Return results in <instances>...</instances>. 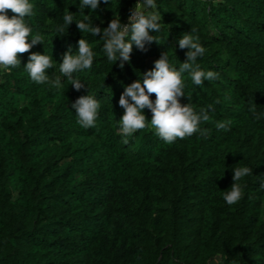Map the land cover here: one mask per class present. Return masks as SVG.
Listing matches in <instances>:
<instances>
[{"label":"trees","instance_id":"trees-1","mask_svg":"<svg viewBox=\"0 0 264 264\" xmlns=\"http://www.w3.org/2000/svg\"><path fill=\"white\" fill-rule=\"evenodd\" d=\"M136 1L101 0L94 13L80 12V0H29L34 15L25 20L44 45L20 54L10 73L0 69V264H209L214 256L221 264H264V0H155L162 27L150 34L159 43L144 51L133 45L121 69L107 59L101 36L81 33L75 21L126 24ZM185 33L205 48L200 70L219 73L201 86L182 74L180 102L198 114L212 105L199 125L209 134L168 144L149 126L122 136L124 87L142 81L165 52L179 70ZM81 38L94 53L91 69L73 74L84 88L67 78L59 89L30 79L31 52L53 57L46 73L60 75L63 53L75 54ZM87 94L100 107L96 126L84 129L71 104ZM222 121H230L228 131L217 129ZM245 166L253 174L230 206L224 192L233 169Z\"/></svg>","mask_w":264,"mask_h":264},{"label":"clouds","instance_id":"clouds-1","mask_svg":"<svg viewBox=\"0 0 264 264\" xmlns=\"http://www.w3.org/2000/svg\"><path fill=\"white\" fill-rule=\"evenodd\" d=\"M217 0H213L216 3ZM103 3L109 5L110 0H103ZM101 0H80L79 11L84 12L85 8L90 12H96L100 7ZM34 5L29 0H0V69L5 72L21 65L20 54L29 53L31 48L37 44L44 45V37L37 33L32 35V27L26 23L25 18L31 17ZM155 0H137L135 7L130 10L128 22L122 24L120 18L112 19L108 26L101 29L94 26L93 23L85 20L75 21L77 29L81 32H89L97 37L101 36L104 41L103 51L109 61L116 63L120 61L119 67L124 68L125 62H130L133 45L137 49L144 51L145 45L156 38L150 34L161 30V16L156 11ZM13 15L8 16V11ZM69 10L63 15L64 26H69L74 21V16ZM64 26L57 28V35L64 36ZM192 31H195L192 29ZM31 42L29 43V37ZM198 37L191 34H183L177 41L180 49H188L186 52V62L180 64L179 70L171 66L168 62L167 53H162L160 58L155 61V66L143 74L140 79L124 87V91L119 98V106L124 109V113L118 121L119 132L124 137H130L138 130L151 127L155 135L165 143L171 144L177 138L184 139L200 131L201 122L210 120L208 109H201L196 113L191 103L182 104L181 97H185L184 82L182 74L187 73L193 84L201 86L207 81L218 79L219 73L209 70L207 72L200 70L196 64L197 58L202 57L205 48L195 42ZM159 43V42H158ZM94 60V53L89 47L88 42L81 38L78 41V50L73 54L71 47L63 53L62 62L59 63V73L54 72L50 77L46 70L54 69L53 57L39 52H31L28 62L24 65L25 71L30 79L37 84L49 83L51 86L59 89L62 87V78H67L76 91L85 87V83L74 77V73L91 69ZM113 63V64H114ZM155 94V101L150 97ZM189 101L191 100L188 97ZM219 103V101H217ZM99 102L92 95H82L71 104L75 109L77 124L84 129L96 126L98 117ZM151 111V119H147L144 110ZM214 110V109H213ZM255 114V103L250 109ZM259 119V116L256 117ZM230 121L217 122L218 130H229ZM201 136H207L208 130L200 131ZM124 143H128L125 139ZM253 174L249 167H236L233 169V183L230 190L225 191L223 199L228 205H234L239 202L243 196V187L240 183L243 177ZM264 188V182L261 183Z\"/></svg>","mask_w":264,"mask_h":264},{"label":"rangeland","instance_id":"rangeland-1","mask_svg":"<svg viewBox=\"0 0 264 264\" xmlns=\"http://www.w3.org/2000/svg\"><path fill=\"white\" fill-rule=\"evenodd\" d=\"M137 3V1H136ZM135 7V6H134ZM130 15V14H129ZM209 264H221V261L218 256H214L210 261Z\"/></svg>","mask_w":264,"mask_h":264}]
</instances>
